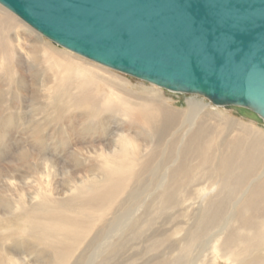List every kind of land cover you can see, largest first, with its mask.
<instances>
[{
	"label": "bare ground",
	"instance_id": "obj_1",
	"mask_svg": "<svg viewBox=\"0 0 264 264\" xmlns=\"http://www.w3.org/2000/svg\"><path fill=\"white\" fill-rule=\"evenodd\" d=\"M1 6L0 73L23 85L25 69L20 61L43 52L53 75L43 87L52 102V98L67 97L77 108L93 105L82 118L86 132L97 130L96 114L101 112L115 113L120 124L112 132L109 145L104 140L91 143L92 165L85 164L89 158H84L81 149L76 150L81 156L70 170L66 162L60 163L61 159L45 158L53 174L65 171L78 177H72L73 185L68 190L55 187L48 179L39 184L37 205L30 203L32 198L22 196L15 207L13 203L0 209V217H23L20 229L24 232L25 227L30 238L52 251L50 264H68L72 258L76 264H107L122 249L128 233L137 237L151 230L155 217L168 213L171 219L188 217L193 223L184 228L188 223L176 219L171 234L163 238L153 234L151 251H159L172 235L183 233L181 257L166 258L172 254L170 250L161 256L155 253L157 257L144 259L142 264L188 262L196 243L212 231L211 244L196 264H264V132L253 123L229 121L231 118L209 111L202 102L188 100L186 110L170 111L156 99L164 97H159L161 93L154 87L144 88L143 92L150 94L147 98L122 93L115 88L121 77L82 62L67 51H53L46 44L35 46L22 33L27 30L25 24ZM60 116L58 112L55 118ZM177 123L182 126L181 136L173 132ZM171 132L173 139L166 140ZM63 140L61 144L70 143L69 135ZM158 158L161 166L155 167ZM158 170H163L160 177ZM138 194L144 197L138 209L134 207L136 211L115 212L125 201L139 199ZM190 208L195 210L188 213ZM107 223H111L105 233L109 237L88 254L94 242L105 236L99 227L106 229ZM0 256V264H29L23 253L14 255L5 250Z\"/></svg>",
	"mask_w": 264,
	"mask_h": 264
},
{
	"label": "water",
	"instance_id": "obj_2",
	"mask_svg": "<svg viewBox=\"0 0 264 264\" xmlns=\"http://www.w3.org/2000/svg\"><path fill=\"white\" fill-rule=\"evenodd\" d=\"M109 69L264 125V0H0Z\"/></svg>",
	"mask_w": 264,
	"mask_h": 264
},
{
	"label": "rangeland",
	"instance_id": "obj_3",
	"mask_svg": "<svg viewBox=\"0 0 264 264\" xmlns=\"http://www.w3.org/2000/svg\"><path fill=\"white\" fill-rule=\"evenodd\" d=\"M17 19L21 20L19 17H17ZM21 22L25 24L24 27L27 29L26 32L22 31V33L25 34L26 38L32 40L35 46L43 47V45L46 44L50 47L47 48L53 51H67L66 53L69 52V55L77 57L82 62L91 63L96 67H101L104 72L106 71L110 74H115L121 77L122 80L117 81L115 88L122 93L147 98L150 94L143 92L144 88L154 87V89H158L160 91L161 94H159V97H164L163 99L161 97H156V99L161 104H164L165 108L170 109V111L182 112L186 110L188 108V100L202 102L209 106V111L216 113L221 112L228 118H231L229 121L241 120L249 124L253 123L258 129L264 132V125H257L255 122L239 117L238 114L231 110L214 106L208 99L202 96L171 93L158 86L146 84L141 80H137L126 74L104 67L69 50H66L65 48H61L60 46L53 44L50 40L46 39L28 24L22 20ZM24 55L25 52H23V56ZM34 57L36 58L34 59ZM20 63L22 68L25 69V81L23 80V85H18L17 83L12 82L8 79V77H5L4 72L0 73V209L5 208L6 205H13V203L15 207L16 203L22 196L26 197L28 200L29 197L32 198L30 203L32 205H37L40 200L39 197L36 198L40 193L39 184H45L48 179L53 184L55 183V187H60V189H63L64 191L68 190L73 185L72 177H74V175H69L65 173V171H60L57 175L53 174V167L51 164H48V170V167L45 165L47 162L45 161V158H51L52 160L55 158L57 160L61 159V161L59 160L60 163L64 161L70 166L68 170L73 169L75 161L80 159L81 156L76 154V150L81 149L79 151L81 154L85 153L84 158H89L93 155L92 152V154H90L91 143L93 144L98 140H104L103 142L109 145V142H111L110 140H112V132L118 129V125L120 124V122L117 121L118 118L115 113L101 112L98 113L99 115L96 114L97 117L99 116V126H96L97 130H92L90 132L84 131V126L87 124L82 125V118L88 114L87 112H91L93 105L88 104L77 108L68 101L67 97H65V99L64 97L62 99L52 98L54 100L53 102L50 100L49 93L45 91L43 85H46L48 81L53 80V75L49 71L43 52L33 55L32 57L28 56L27 59L23 58ZM120 82L122 86L120 85ZM58 112L61 116L60 118H55ZM216 119L219 120L220 117L216 116ZM177 126L178 127L175 128L173 132L176 136H181L182 131L180 127L182 126H180L179 123H177ZM77 130L81 131L78 132ZM175 131H177V134ZM173 132H171L172 134L170 133L171 135L166 137V140H169L174 136ZM68 135L70 137V143L68 140L65 142L66 144H61L65 141L63 139ZM86 148H88V150ZM87 152H89V155L86 154ZM88 160L89 161L84 160L85 164L87 163V166L92 165L90 158ZM158 161L159 164L157 163ZM157 162V165L155 163L154 166L160 167L161 163L159 158L157 159ZM74 168L77 169V166ZM162 171L163 170L160 172L158 170V172H156L158 177H160ZM10 177L13 179L15 177V179L10 180ZM74 178L76 179L78 177L75 176ZM10 183H13L14 187H12ZM136 192L139 193L138 191ZM143 197L144 195L140 194L139 199H135L134 201H125V205L123 204V206L120 207V209H116L115 212L120 213L128 211V213H132L134 210L136 211L138 209L137 206L142 203L141 199H143ZM191 203L192 201H190L187 205H190ZM135 206L137 209L134 208ZM192 210L195 209L190 208L188 213H191ZM169 215V213L166 215L160 214L155 217V225L151 228V230L146 229L143 232L144 234L142 233L135 237L134 235H130V233H128L126 238L129 240L126 239L124 241L122 249L116 256L112 257L107 264H117V262H120V264H142L141 262L144 259L148 261L153 256L157 257L162 254H169L171 251L172 254L167 255L166 258L176 259L181 257L179 249L181 247L183 233L181 236L172 235L159 249V251H151V245L153 242H151L152 240H150V237L153 234L161 235L160 238L165 237L168 232L171 234V232H174L175 227L173 228V225L176 223V219H180L181 221L188 223L184 225V228H188L193 223L189 221L188 217H172L171 219ZM23 221V217H11L10 215L0 217V252L4 254V251L7 250L10 254L14 255H19L21 253L26 254V260H28L29 264H50L51 259H53L52 251L39 244L37 240L30 238L25 232L24 225V232L20 229ZM109 225H111V223H107L106 229H102V225L99 227V230L101 229L100 233L103 236L105 235ZM194 231H196V229H194ZM213 233L214 231L208 232L196 243L191 255L187 257L189 263L186 261L183 264H196L199 260H202V257L205 254L202 251L209 248L213 238ZM108 237L109 234L105 235L100 240H96L94 242V246L92 247V252L89 251L88 254L94 253L97 247L103 243L104 238L107 239ZM174 250L177 251L174 252ZM155 253L158 255L156 256ZM76 263L77 261L74 262L72 258L68 264Z\"/></svg>",
	"mask_w": 264,
	"mask_h": 264
}]
</instances>
